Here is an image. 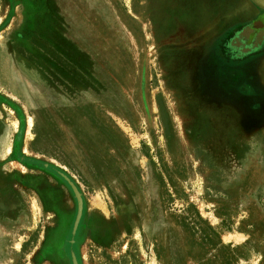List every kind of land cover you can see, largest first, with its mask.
I'll list each match as a JSON object with an SVG mask.
<instances>
[{
	"label": "rangeland",
	"instance_id": "374dc122",
	"mask_svg": "<svg viewBox=\"0 0 264 264\" xmlns=\"http://www.w3.org/2000/svg\"><path fill=\"white\" fill-rule=\"evenodd\" d=\"M74 259L264 264V0H0V264Z\"/></svg>",
	"mask_w": 264,
	"mask_h": 264
},
{
	"label": "water",
	"instance_id": "95a60500",
	"mask_svg": "<svg viewBox=\"0 0 264 264\" xmlns=\"http://www.w3.org/2000/svg\"><path fill=\"white\" fill-rule=\"evenodd\" d=\"M70 184H71V186L74 190V193L76 195V198L78 200V214H77V218L75 220V224H74V228H73V232H72V235L75 236V234L78 230L79 224L81 222L82 216H83V201H82L81 195L78 192V190L76 189V187L72 183H70ZM73 264H78L75 259L73 260Z\"/></svg>",
	"mask_w": 264,
	"mask_h": 264
},
{
	"label": "trees",
	"instance_id": "16d2710c",
	"mask_svg": "<svg viewBox=\"0 0 264 264\" xmlns=\"http://www.w3.org/2000/svg\"><path fill=\"white\" fill-rule=\"evenodd\" d=\"M211 231H213L212 228H211ZM211 231H210V234L211 235H215L214 231L213 232H211ZM217 248H222V249L228 250V249H230V246H224V245L221 244L220 241H218L213 249H217ZM197 264H204V263L199 261Z\"/></svg>",
	"mask_w": 264,
	"mask_h": 264
},
{
	"label": "flooded vegetation",
	"instance_id": "af4514ba",
	"mask_svg": "<svg viewBox=\"0 0 264 264\" xmlns=\"http://www.w3.org/2000/svg\"><path fill=\"white\" fill-rule=\"evenodd\" d=\"M78 232H79V228H78L75 236L73 237V241L71 242L72 244H75L76 243V236H77Z\"/></svg>",
	"mask_w": 264,
	"mask_h": 264
}]
</instances>
